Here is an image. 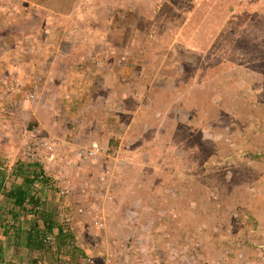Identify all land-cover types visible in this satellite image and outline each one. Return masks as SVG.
Instances as JSON below:
<instances>
[{
    "label": "rangeland",
    "instance_id": "obj_1",
    "mask_svg": "<svg viewBox=\"0 0 264 264\" xmlns=\"http://www.w3.org/2000/svg\"><path fill=\"white\" fill-rule=\"evenodd\" d=\"M139 1L0 0V161L10 173L7 187L21 181L12 175L16 168L39 162L50 179L35 191L45 195L49 210L40 209L48 218L84 201L100 208L101 199L114 222L99 246L104 256L95 246L75 250L66 226V246L54 231L40 262L64 264L66 253L58 254L64 248L76 264H264V0ZM125 4L131 15L133 7L145 8L144 78L121 83L82 75L53 91L57 82L46 76L51 58L76 62L80 40H98L100 19L116 17ZM148 10L156 14L152 23ZM74 66L70 71H79ZM130 89L140 93L137 102ZM117 90L126 91L123 98ZM10 103L19 110L12 119ZM64 104L77 109L70 122ZM132 108L133 119L126 113ZM117 111L131 123L125 131L114 123ZM92 142L102 156L78 158L77 149ZM122 203L141 204L139 214L160 243L124 238L129 225L122 221L132 224L137 212L116 215ZM7 209L0 206V218Z\"/></svg>",
    "mask_w": 264,
    "mask_h": 264
},
{
    "label": "crops",
    "instance_id": "obj_2",
    "mask_svg": "<svg viewBox=\"0 0 264 264\" xmlns=\"http://www.w3.org/2000/svg\"><path fill=\"white\" fill-rule=\"evenodd\" d=\"M137 2H141V1L137 0ZM141 3H144V2H141ZM125 5H126V8H124L119 14L115 15L116 17H111V19H106L104 21L100 19V22H102L101 29L95 32L96 37L92 33L95 39H98V40H96L95 42L94 41L89 42V40L87 39L80 40L79 42L80 46L77 47V50L79 51V55L82 58L81 57L79 59L76 58V62L73 60L74 57L70 58V60L67 58L66 63H58L62 61L61 57H58L56 59L51 58L52 61L50 63L52 64V69L51 71L48 72V75L46 76L53 78L52 81L57 82V84L53 85V91L62 90V88L64 89L63 86L67 82L71 83L73 80L75 82L82 80L83 78L82 75H85L86 79H88L89 81L91 80L93 81H116V82H121V83L126 81V79L128 78L130 79L132 78L133 79L132 81L134 82L138 81L141 78H144V72H143L144 68H141L143 64L141 63L142 60L141 62H139L141 59L139 58L140 52L142 53L141 50L144 47L142 46V43H141L142 41L140 39L139 34L141 32L140 21L143 18H145V14L143 13V10L145 8L133 7V9L135 10V13L134 15H131L129 13V10L132 9V6L129 4H125ZM65 13L67 14L66 16H68L70 12L66 11ZM155 17H156V14L152 12L151 10H148L147 19H149L151 23L153 22ZM105 25H107V27L102 28ZM144 30L146 31V29ZM77 50H75V52H77ZM83 58H86V66L84 65L81 66L82 62L84 61ZM69 61L72 63H68ZM75 64L80 65L79 67L80 69H78L79 71L77 72L75 70L70 71L71 68L75 67L74 66ZM138 69H140V71L142 72L139 75H136V72ZM61 71H65V72L61 73ZM132 73H134L135 75H132ZM34 76H37V75H34ZM40 76H42V78L45 79V74H42ZM43 83H44L42 87L43 90L48 89V87L45 85H51L50 83L49 84L47 83L46 79ZM70 86L71 84L68 85V87ZM125 88L127 89V87ZM114 92L115 91L113 90L111 92V95L114 94ZM117 92L119 95H121V98H123L126 91L117 90ZM127 93H128V96L133 98L134 102H137L136 100L140 98L139 96L140 93H138L137 91L133 89H130V91ZM64 107L66 109L63 108V113L65 117L67 118V120L70 122V117H72L71 113L76 114L77 109L71 108V106H66V104H64ZM9 108L14 112V116L13 115L11 116V119H12V117H15V113L19 110L16 108V106H12L11 103H10ZM118 110H121V109H118ZM67 111H69L70 113H68ZM124 111L116 112V119L114 120V123L115 125L119 126L118 128L119 130L124 129L125 131L131 123L126 122L125 119L120 118V115H121L120 113H125ZM55 112L53 114H56L59 119V116L61 115V110L56 109ZM126 113H131V117L133 119L134 114H136V111H134L132 108L131 110H126ZM53 118L56 119L55 116ZM53 118L50 117L49 122H48L51 125L57 124L55 122H52ZM61 123H60V129L61 128L63 129L65 125L63 123L61 125ZM39 191L40 190L37 191L38 194H40ZM45 191L48 192L47 193L48 195L46 196L47 198L48 196H50L49 194H53V193H50L52 192V190H50L49 188L48 189L45 188ZM36 196L40 202V207L48 211L49 209L45 204L46 203L45 195L43 194L41 195V197H38V195ZM50 197H52V195ZM99 202H100L99 204L100 208L103 210V214L105 216V228L103 229H100V228L96 229L95 227H93L92 219L89 220L83 216H77V214L74 211H72L73 206H71V209L70 208L62 209L61 207H59L58 210L56 211L58 212L57 217L50 216V218H53L52 220L55 219L54 221L57 224L56 227L53 229L55 233L57 232L58 226L61 225L63 229L64 227L67 226L68 228L69 226V228L73 232V238H75L76 240L75 250L81 251L82 253L84 252L83 254L91 252L92 248H94L95 246L97 249L102 248L101 250H97V251H102L103 256H104L105 251H103V247H99V246L102 245L103 236L105 237V235L108 236L112 234V228L114 226L112 227L110 226L111 229L106 228L107 223L108 225H112L114 223L110 221V218H108L107 216L108 207L107 205H105V200H102L101 202V199H99ZM2 204L6 209L9 206V208L7 209V212L9 214L0 218V264H42L40 261L44 259L42 258L44 252L42 250L31 249L26 246V231L25 230H27L29 226L30 219L34 217L32 213L25 212L26 214H21V213H24V211L19 210L18 208H15L14 210L19 212L17 214L19 218L14 219L12 217L13 214L10 213V211L12 210L11 202H8V201L1 202L0 201V206H2ZM140 205L141 204H138L139 207H136L137 205H133L132 208L130 209L125 203H122L119 209L116 206L115 213L117 215L119 212L118 215L121 217L122 215L123 216L126 215L125 217H130L131 215H128L127 212H130V211L133 212V210H136L137 212V214H135L136 216L132 217L133 219L131 218L132 224H129L126 220L124 221L121 220L122 225L120 224V222L119 224H116V225H119V226L121 225V227H123L124 229H126L124 226L129 225V230L125 231L126 235H124L125 236L124 238L130 239L131 236H134L136 238L137 236H139L140 238L146 241H150L152 244L155 242L160 243V235H158L157 237V234L151 232V230L148 229L146 221L142 220L139 214ZM2 218L6 219L5 221L7 225H4L1 222ZM26 220H28L29 222L27 221L26 223L25 222ZM86 223H88V225ZM90 225L94 229L91 231L90 234H88L90 232L89 230L92 229V228L88 229L89 227H91ZM11 226L12 228H10ZM15 226H20L22 229H24L22 233H20L19 238L16 236L17 230ZM89 236H91L92 239L87 242L85 237H89ZM63 240L66 246L67 242H65V237L63 238ZM162 244L164 243L162 242ZM97 251H95V255L97 256V258H99L100 255L98 254ZM64 253L68 255L67 251L64 250V248H61L58 254L63 255ZM66 254L63 255L62 262H64V264H76L75 255L73 256L72 254L71 256L72 259L70 260L68 259V257L70 256L67 257ZM107 259L108 257L105 256V262ZM93 261L94 259H92L91 262L88 263V260L85 259L83 263L84 264H87V263L94 264ZM45 263L46 262H44V264ZM104 264H107V262Z\"/></svg>",
    "mask_w": 264,
    "mask_h": 264
},
{
    "label": "trees",
    "instance_id": "obj_3",
    "mask_svg": "<svg viewBox=\"0 0 264 264\" xmlns=\"http://www.w3.org/2000/svg\"><path fill=\"white\" fill-rule=\"evenodd\" d=\"M18 172L12 173L14 177L21 174V181L19 184L7 187V178L10 174L6 165L0 161V197L3 196L6 201L11 202L13 218H19L17 215L19 212L15 211V208L24 212L32 213L34 218L30 219L29 226L26 231V246L31 249H38L42 251H48L51 247V243H45L47 236H52L56 223L51 221L46 215L44 210L40 209V202L37 198V190L40 186L49 185V177L43 171V167L39 162H28L25 169L22 166L16 168ZM41 175V178H37ZM51 185V184H50ZM28 215V214H27ZM25 215V216H27ZM40 220V221H39ZM16 227V236L20 235L24 229L20 226ZM24 231V232H25ZM56 235L59 238H64V229L62 226H58Z\"/></svg>",
    "mask_w": 264,
    "mask_h": 264
},
{
    "label": "built area",
    "instance_id": "obj_4",
    "mask_svg": "<svg viewBox=\"0 0 264 264\" xmlns=\"http://www.w3.org/2000/svg\"><path fill=\"white\" fill-rule=\"evenodd\" d=\"M102 152H100V147L97 142H92L87 146H83L76 151V156L80 159L84 160H91L93 158H98L102 156ZM103 174V173H102ZM41 175H38L37 178H41ZM101 179H104L103 176L100 177ZM70 188L72 189V186L65 187L64 192L70 191ZM73 211L77 214V216H83L85 218L92 219V225L95 228L103 229L105 228V216L103 214V210L101 208H94L93 205L88 203L87 201L81 202L79 204H75L73 206ZM52 236H47V238L44 240L45 243H51Z\"/></svg>",
    "mask_w": 264,
    "mask_h": 264
},
{
    "label": "clouds",
    "instance_id": "obj_5",
    "mask_svg": "<svg viewBox=\"0 0 264 264\" xmlns=\"http://www.w3.org/2000/svg\"><path fill=\"white\" fill-rule=\"evenodd\" d=\"M12 105V104H11Z\"/></svg>",
    "mask_w": 264,
    "mask_h": 264
}]
</instances>
